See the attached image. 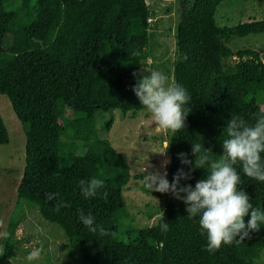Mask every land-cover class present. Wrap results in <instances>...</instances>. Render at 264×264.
Returning a JSON list of instances; mask_svg holds the SVG:
<instances>
[{
	"label": "trees",
	"instance_id": "obj_1",
	"mask_svg": "<svg viewBox=\"0 0 264 264\" xmlns=\"http://www.w3.org/2000/svg\"><path fill=\"white\" fill-rule=\"evenodd\" d=\"M221 1L180 0L172 82L182 85L192 99L185 128L172 132L168 142L170 183L178 169L189 170L179 154L194 160L193 143L203 144L218 160L229 119L241 116L254 124L256 115L264 113L262 52L229 46L234 38L264 34V19L220 26L215 15ZM149 19L145 0H0V93L28 125L17 208L32 205L62 230L80 264H254L264 249V225L243 242L223 245L213 254L206 250L199 218L189 219L186 205L171 194L163 193L165 207L151 225L135 226L126 209L122 190L132 175L123 155L98 135L95 113L145 110L132 88L149 57ZM2 23L8 24V37ZM8 38L37 40L40 47L12 53L5 45ZM251 82L257 83L262 104L250 93ZM57 106L70 111L66 124L60 122ZM8 141L0 115V145ZM75 146L85 150L87 163L70 157ZM236 167L241 182L253 184V207L264 210V182ZM92 177L103 180L104 187L96 197L85 198L79 181ZM192 177L181 184L194 187L207 171L196 169ZM50 193L57 198L50 201ZM60 199L70 206L57 212ZM80 210L95 217V233L80 221ZM107 218L118 220L119 227H104L101 222ZM19 222L12 217L8 223L0 264H14ZM165 222L167 232L161 229Z\"/></svg>",
	"mask_w": 264,
	"mask_h": 264
},
{
	"label": "rangeland",
	"instance_id": "obj_2",
	"mask_svg": "<svg viewBox=\"0 0 264 264\" xmlns=\"http://www.w3.org/2000/svg\"><path fill=\"white\" fill-rule=\"evenodd\" d=\"M145 1L150 11V39L147 46L149 57L143 63L144 71L145 74L153 70L161 71L172 82L173 65L178 58L175 33L180 18V0ZM215 18L220 26L264 19V0H222L217 7ZM1 31L8 35L7 23H2ZM5 45L12 53L40 47L37 40L14 42L10 38L6 40ZM229 46L233 49L253 48L261 51L264 56V34L234 38L230 40ZM257 87L255 82L248 84L250 93L256 95L262 104ZM56 114L63 124L71 117L70 111L64 106H57ZM0 115L9 136V141L0 145V249L8 223L15 217L20 222L15 231L17 249L13 258L14 264H80L76 255L69 251L62 230L43 219L32 205L22 203L17 208V190L25 167L28 125L20 121L9 97L3 93H0ZM95 122L98 135L108 139L129 166L132 177L123 187L122 197L127 211L133 216V224L142 227L155 223L165 207L164 195L156 191L151 192L145 187V171L165 170L161 166L165 161H169L168 142L172 131L159 128L152 114L146 109L128 113L116 109L108 112L97 111ZM69 155L76 161L87 163L85 150L81 147L75 146ZM134 175L143 177L134 178ZM238 188L251 196L253 184L240 182ZM101 223L104 227L117 229L120 222L107 218ZM38 248L42 249L40 257L30 261L29 253ZM254 264H264V249Z\"/></svg>",
	"mask_w": 264,
	"mask_h": 264
},
{
	"label": "clouds",
	"instance_id": "obj_3",
	"mask_svg": "<svg viewBox=\"0 0 264 264\" xmlns=\"http://www.w3.org/2000/svg\"><path fill=\"white\" fill-rule=\"evenodd\" d=\"M139 54L133 53L136 56ZM132 91L140 105L152 114L159 128L172 132L185 128L190 111L187 105L192 97L182 85L170 82L165 73L153 70L145 74L142 71ZM226 135L227 138L222 142L223 154L218 160L213 158L214 153L210 149L197 142L192 144L191 150L194 160L188 159L187 153L179 154L181 163L189 166V170L185 172L183 168L178 169L171 183L167 179L168 161L161 166L164 171L146 169L144 178L148 190L171 194L186 205L189 219L199 218L201 234L206 233V250L213 254L223 245L243 242L264 225V210L253 207L250 196L238 188L241 177L236 167L240 165L246 176L264 182V113L256 115L254 124L241 116L231 117L226 126ZM196 169H205L207 177L198 180L194 187L190 183L182 185V180L193 178L192 173ZM79 187L83 197L92 198L104 187V181L96 177L81 179ZM57 196V193H50L48 199L51 201ZM103 197L107 199L106 192ZM69 206L60 199L55 204V210L59 212L61 208ZM79 219L90 232L97 231L94 216L85 215L80 210ZM161 229L167 232L168 223H162ZM41 251L39 248L33 250L28 259H38Z\"/></svg>",
	"mask_w": 264,
	"mask_h": 264
}]
</instances>
